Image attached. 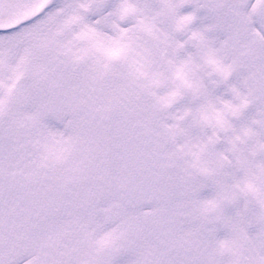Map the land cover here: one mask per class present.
Segmentation results:
<instances>
[{
	"label": "snow or ice",
	"instance_id": "snow-or-ice-1",
	"mask_svg": "<svg viewBox=\"0 0 264 264\" xmlns=\"http://www.w3.org/2000/svg\"><path fill=\"white\" fill-rule=\"evenodd\" d=\"M0 264H264V0H0Z\"/></svg>",
	"mask_w": 264,
	"mask_h": 264
}]
</instances>
